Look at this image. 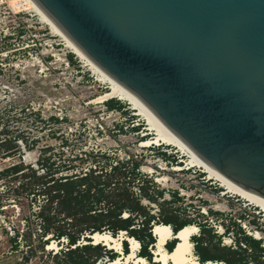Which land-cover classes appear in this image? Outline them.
<instances>
[{
    "label": "rangeland",
    "instance_id": "1",
    "mask_svg": "<svg viewBox=\"0 0 264 264\" xmlns=\"http://www.w3.org/2000/svg\"><path fill=\"white\" fill-rule=\"evenodd\" d=\"M33 10L23 0H0V264L72 263L64 251L73 245L44 237L39 214L53 215L50 231L70 221L61 205L50 203L49 185L84 173L94 186L85 200L93 210L68 223L82 225L94 212L96 221H111L124 205L120 216L132 215L141 228L144 220L151 228L164 221L198 225L191 240L199 239V252L210 260L264 264V212L222 193L200 167H187L175 146H146L152 135L145 118L123 99L99 102L108 84ZM180 163L184 169L175 170ZM12 164L21 170L6 171ZM256 231L259 245L244 236ZM92 247L73 258L111 264L118 256L102 244ZM151 256L147 263L157 264Z\"/></svg>",
    "mask_w": 264,
    "mask_h": 264
},
{
    "label": "water",
    "instance_id": "2",
    "mask_svg": "<svg viewBox=\"0 0 264 264\" xmlns=\"http://www.w3.org/2000/svg\"><path fill=\"white\" fill-rule=\"evenodd\" d=\"M32 1L197 155L264 195V0Z\"/></svg>",
    "mask_w": 264,
    "mask_h": 264
},
{
    "label": "bare ground",
    "instance_id": "3",
    "mask_svg": "<svg viewBox=\"0 0 264 264\" xmlns=\"http://www.w3.org/2000/svg\"><path fill=\"white\" fill-rule=\"evenodd\" d=\"M29 7H32L34 12H40L45 19L49 21L50 24L52 22L36 7L32 0H23ZM43 18V17H42ZM46 20V21H47ZM45 21V22H46ZM53 31L63 37L62 39L66 42L67 46L73 50V53L77 54L86 66L92 70L93 74L97 75V80L102 83L108 84L107 91L105 92L103 99H100L99 102H103L107 98H118L120 100L128 101V104L131 105L132 109L136 111L135 113L138 115H142L145 119L144 125L147 130H150L148 135H152L150 139L144 141L146 146L151 144L161 145L166 143L168 145H173L178 148V152H182L185 159L186 165L190 167H200L201 171L207 174V177L213 182H217L224 191L222 193L229 194L231 197L239 198L246 202L245 205H255L258 212H264V195L255 192L251 189L245 188L236 182L230 180L224 174L219 172L216 168L202 159L199 155H197L189 146H187L181 139H179L172 131H170L161 121L152 113L148 107L144 105L130 90H128L125 86L111 77L106 71H104L101 67H99L94 61H92L87 55H85L72 41L54 24H52ZM130 101V102H129ZM138 111V112H137ZM145 130V129H144ZM184 160H182L183 162ZM182 163L176 165L175 170L181 171L184 169L182 167ZM185 167V168H187ZM151 169V168H150ZM152 171V169H151ZM158 180H161L160 178ZM261 209V211H259ZM245 226V225H244ZM199 231L198 225L188 223L184 225L179 231L173 232L170 225L165 223H154L152 233L155 236V242L151 251L154 254V261L157 264H222L220 261L213 260H205L199 261L198 256L194 251V243L191 240L193 235H197ZM126 231L120 230L118 237L112 236L109 234V231L105 232H92L87 234L91 238V241H86L85 239L82 241L83 244L91 243L93 245L102 244L107 246L112 250H120L121 241L124 239L128 242L129 251L124 254V258H121L120 255L111 260V264H148L147 260L138 255V249L140 248V243L134 237L127 236ZM261 234L259 232H255L254 237L257 239H261ZM177 239L175 246L171 251H166L164 245L169 239ZM263 238V237H262ZM124 242V241H123ZM167 244V243H166ZM54 242L52 244L48 243V247L52 248ZM142 246V245H141ZM224 264V263H223Z\"/></svg>",
    "mask_w": 264,
    "mask_h": 264
},
{
    "label": "trees",
    "instance_id": "4",
    "mask_svg": "<svg viewBox=\"0 0 264 264\" xmlns=\"http://www.w3.org/2000/svg\"><path fill=\"white\" fill-rule=\"evenodd\" d=\"M118 165L119 163L114 165L113 168L118 167ZM122 165H124V162H121L120 166ZM137 165L138 163L136 162V166ZM136 166H135V169L137 168ZM8 170H13L14 172H18L21 170V168L19 164H12L6 169V171ZM66 178L67 179L65 181L58 182L59 184L49 185V186H52L53 188V189H50L53 192L52 195L50 196V203L55 201L59 205H61L62 206L61 209H63L66 216L70 218V221H67V223L63 222L61 223V225H58L57 227H53V230L50 231L51 226L49 224V221L51 220V218H53L52 217L53 215H47L41 212L39 215L43 223L42 233L44 237L50 234L54 240L66 238L67 244H69L70 246L73 245L72 248H67V250L64 251V254H66L70 258V261L72 262L71 264H82L80 260L74 259L72 256L76 250L94 248L92 247L93 244L89 242L79 245L80 242L78 241L80 240V237L83 236V232L92 233L94 231L96 232H105V231L108 232L109 231V234H111L112 236H115L117 232L120 230L126 231L125 232L126 235L134 237L136 240H138L140 243L138 255L144 257L147 261H151L152 256H151L150 248L153 247V244L156 239L152 233L153 227L151 228L150 226H148L147 220H144V222L141 221L142 228L139 225L135 226L134 224L135 218L132 217V215L130 214H128L126 217H121L120 214H121L122 209L124 208V205H118V207H115L116 210H119V211L116 214V218L111 221H103V220L96 221V212H94L95 216L91 215L93 213H89L90 215L89 218H91V221H84L82 225L68 223V222H72L73 219H77L75 217H77L78 214L83 213L84 215L90 212L91 210H93L92 207L94 206V202L90 201L89 203H86V201H89V199L92 197L90 195V192L94 186L92 185V181H89V179L91 178H89V175L86 173L74 175L73 177L67 176ZM146 182H148V180H146ZM55 183L56 182L52 184H55ZM140 186L142 187L143 184ZM84 207H87V208L84 209ZM109 212L110 211H108V213ZM97 213L99 214L101 212H97ZM163 223L170 225L173 232H176L179 228H182V226L186 225V224H179L176 226L171 221H164ZM65 225H68V226H65ZM242 233H244V231H242ZM244 236L248 238L250 241H252L253 243H256L257 245L260 244L259 239L254 238L253 236L251 237V236L245 235V234ZM84 238L86 241H91L90 237L85 236ZM193 238H196V235L193 236ZM48 239L49 237L46 238V240ZM198 240L199 239H196V240L192 239V242L194 243V250L196 254L198 255V260L199 261L210 260L211 258H208L203 253L199 252ZM176 242H177V239H174V238L171 241H169L166 245L167 250L171 251L173 247L175 246ZM121 243L124 246L123 252L127 253L129 251L128 249L129 245H127V242L124 239L121 241ZM261 249L264 251V247L261 246ZM57 253L58 252H55L54 256H56ZM23 258L26 259V256L25 257L23 256Z\"/></svg>",
    "mask_w": 264,
    "mask_h": 264
},
{
    "label": "clouds",
    "instance_id": "5",
    "mask_svg": "<svg viewBox=\"0 0 264 264\" xmlns=\"http://www.w3.org/2000/svg\"><path fill=\"white\" fill-rule=\"evenodd\" d=\"M254 237V236H253ZM255 238V237H254ZM259 240H261V239H259ZM120 250H122V247H120ZM138 251H139V249H138ZM138 253V252H137Z\"/></svg>",
    "mask_w": 264,
    "mask_h": 264
}]
</instances>
